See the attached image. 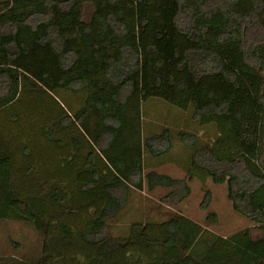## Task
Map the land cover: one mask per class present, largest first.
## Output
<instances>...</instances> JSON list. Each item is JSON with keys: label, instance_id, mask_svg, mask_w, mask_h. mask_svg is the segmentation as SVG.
Wrapping results in <instances>:
<instances>
[{"label": "trees", "instance_id": "16d2710c", "mask_svg": "<svg viewBox=\"0 0 264 264\" xmlns=\"http://www.w3.org/2000/svg\"><path fill=\"white\" fill-rule=\"evenodd\" d=\"M57 90L86 93L83 107L35 123L19 106ZM149 99L215 127L205 143L203 130L174 135L190 150L186 178L144 169V152L168 154L174 138L142 139ZM0 114V220L43 236L38 260L0 264H264V0H0ZM70 126L86 141L67 139ZM199 172L225 183L250 226L222 237L173 213L105 233L131 186L170 189L174 206Z\"/></svg>", "mask_w": 264, "mask_h": 264}, {"label": "rangeland", "instance_id": "374dc122", "mask_svg": "<svg viewBox=\"0 0 264 264\" xmlns=\"http://www.w3.org/2000/svg\"><path fill=\"white\" fill-rule=\"evenodd\" d=\"M51 95L41 94L35 103L30 102L27 96L22 97L19 106L26 107L32 120H35V123L39 120L37 122L39 123L47 119V115L53 116L55 111L59 113L60 107L64 108L70 115H74L78 109L83 107L86 93L57 90ZM141 113L142 139L159 134L165 128L172 132L173 137L176 132L180 131L198 135L203 130L201 136L198 137V141L205 143L209 141V133L215 132V127L209 126L204 129V126L201 127L190 120V111H181L159 99H149L143 103ZM2 120L3 114H0L1 123L4 122ZM6 125L9 126L10 133L14 134L16 130L15 123L8 119ZM23 129L27 131L29 128L26 125ZM78 129L77 126H74V128L70 126L67 139L74 137L85 142L86 138L79 133ZM7 134L6 128L3 131L1 128L0 141L4 140ZM15 137L17 138L16 133ZM45 146V142L42 140V144L38 145L33 153L35 157L43 159L44 154L48 155L49 150L47 148L45 151ZM183 146L184 144L176 136L172 140V148L168 154L152 157L144 152V169L156 170L174 178H186L184 168L179 167L176 162L179 158L178 153L184 154ZM88 149V147H85L82 152H87ZM52 154L51 152L50 155ZM94 158L95 161L98 160L95 153ZM188 184L190 194L174 206L162 201V197L170 192V189L156 188L149 193L146 189L139 190L131 186L125 208L114 219L109 220L110 223L107 225L105 233H109L113 237H124L128 234L127 229L132 222H145L147 220L160 222L166 220L173 213L183 214L203 225L208 234L222 237H227L250 226L249 222L233 211L231 203L226 197L225 183L215 184L209 177L202 178L199 172L195 173ZM206 195H208L207 206ZM211 212L217 215V221L208 224L206 217ZM259 233L257 228H253V236ZM42 243L43 236L33 226L12 219L0 220V256L10 257V260L14 263L26 259L30 261L38 260L41 255Z\"/></svg>", "mask_w": 264, "mask_h": 264}, {"label": "crops", "instance_id": "0c3cea01", "mask_svg": "<svg viewBox=\"0 0 264 264\" xmlns=\"http://www.w3.org/2000/svg\"><path fill=\"white\" fill-rule=\"evenodd\" d=\"M189 148L186 147V146H183V155H181L180 153L179 154V158L177 159V164L179 165V167L182 168L183 165H189Z\"/></svg>", "mask_w": 264, "mask_h": 264}]
</instances>
